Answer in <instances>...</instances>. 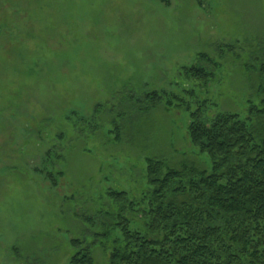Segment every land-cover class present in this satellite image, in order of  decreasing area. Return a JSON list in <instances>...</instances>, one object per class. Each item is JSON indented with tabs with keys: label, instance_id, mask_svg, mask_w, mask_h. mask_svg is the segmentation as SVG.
<instances>
[{
	"label": "rangeland",
	"instance_id": "1",
	"mask_svg": "<svg viewBox=\"0 0 264 264\" xmlns=\"http://www.w3.org/2000/svg\"><path fill=\"white\" fill-rule=\"evenodd\" d=\"M263 63L264 0H0V264H72L73 242H96L100 213L116 211L109 192L141 201L148 158L209 166L187 104L245 118ZM154 91L187 104L142 113Z\"/></svg>",
	"mask_w": 264,
	"mask_h": 264
},
{
	"label": "trees",
	"instance_id": "2",
	"mask_svg": "<svg viewBox=\"0 0 264 264\" xmlns=\"http://www.w3.org/2000/svg\"><path fill=\"white\" fill-rule=\"evenodd\" d=\"M258 72L264 77V63ZM187 74L202 84L213 77L201 67ZM258 90L260 103L250 102L245 118L230 113L210 118L215 104L209 100L196 99L193 110L183 98L166 99L156 91L147 94L144 105L137 100L142 113L163 105L180 111L187 104L190 143L209 166L148 158L150 187L141 201L109 192L116 211L100 213L96 242H73L78 253L72 264H95L93 247L99 243L107 250L109 242L108 264H264V85ZM115 115L124 120L128 112ZM113 121L115 140L121 142L122 126ZM131 216L141 220V228L133 227ZM116 230L120 238H114Z\"/></svg>",
	"mask_w": 264,
	"mask_h": 264
}]
</instances>
